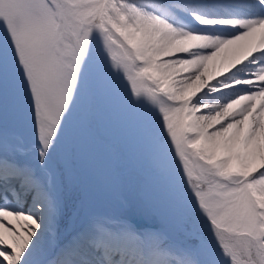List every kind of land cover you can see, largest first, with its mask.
Masks as SVG:
<instances>
[{
    "label": "snow or ice",
    "instance_id": "1",
    "mask_svg": "<svg viewBox=\"0 0 264 264\" xmlns=\"http://www.w3.org/2000/svg\"><path fill=\"white\" fill-rule=\"evenodd\" d=\"M99 95L135 116L191 243L129 215L59 238L63 131ZM0 264H264V0H0Z\"/></svg>",
    "mask_w": 264,
    "mask_h": 264
},
{
    "label": "rangeland",
    "instance_id": "2",
    "mask_svg": "<svg viewBox=\"0 0 264 264\" xmlns=\"http://www.w3.org/2000/svg\"><path fill=\"white\" fill-rule=\"evenodd\" d=\"M87 105L88 100L82 99L62 135L59 165L63 172L61 190L64 191L63 199L66 206L65 226L74 224L78 214H82L83 208L84 212L87 211V216L95 212L102 200V198L99 200V193L102 195L106 191L110 197L112 193L117 199L116 175L113 167L114 149L109 142L98 140L94 135ZM95 113L100 118L103 130L116 135L122 142L125 159L131 164L132 169L141 173L137 174L138 194L141 198L146 197L151 207L159 213L160 218L167 222V230H170L168 236L171 239L175 238L176 241L191 243L187 235L188 226L185 223L183 208L177 202H174L176 206L174 210L168 206L171 204L168 199L173 198L171 190L155 171L146 154L147 150L135 116L126 109L120 99L103 95L97 96L95 100ZM9 127H15L22 139L31 138L30 123L24 129L10 121ZM76 162L82 170L76 168ZM78 183L79 194L74 192L75 184ZM79 195L81 203L74 201L75 197L79 200ZM78 223L80 222L75 226ZM65 226L61 227L60 233L64 232ZM46 244L47 238L45 248H47Z\"/></svg>",
    "mask_w": 264,
    "mask_h": 264
}]
</instances>
